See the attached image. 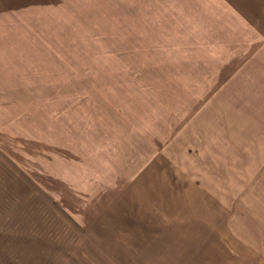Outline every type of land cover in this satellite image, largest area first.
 <instances>
[{
    "label": "rangeland",
    "instance_id": "1",
    "mask_svg": "<svg viewBox=\"0 0 264 264\" xmlns=\"http://www.w3.org/2000/svg\"><path fill=\"white\" fill-rule=\"evenodd\" d=\"M0 264H264V0H0Z\"/></svg>",
    "mask_w": 264,
    "mask_h": 264
}]
</instances>
